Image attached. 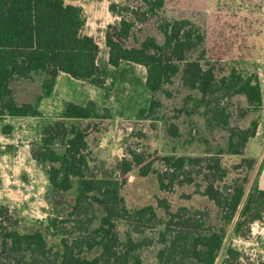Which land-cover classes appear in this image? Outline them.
<instances>
[{
    "label": "trees",
    "instance_id": "1",
    "mask_svg": "<svg viewBox=\"0 0 264 264\" xmlns=\"http://www.w3.org/2000/svg\"><path fill=\"white\" fill-rule=\"evenodd\" d=\"M106 1L108 11L118 19L116 37L133 41V46L124 47L107 34L108 65L116 69L126 63L145 69L144 87L153 96L147 111H156L160 103L155 96L158 93L169 96L165 86L172 85L179 77L182 88L198 94V97L188 95L185 103L192 106L205 125L227 133L224 148L206 151L212 154L209 158L165 156L164 170L159 171L153 169L152 163L145 164L141 154L131 152L125 165L135 166L141 177L154 174L161 191H169L175 185L202 189L198 191L224 211L228 221L240 205L242 187L230 186L223 192L216 185L226 177L221 156H242L255 136L256 120L240 128L231 125V118L236 114L244 120L261 110L262 93L257 76L234 69L218 76L213 68L202 64V55L194 58L193 54L204 42L203 34L190 20L164 19V0ZM85 24L82 9L63 0H0V121L40 117V103L52 95L59 73L102 87L105 78L97 64L99 47L92 37L83 34ZM35 79L40 82L35 99L18 103L13 83ZM234 97L243 98L245 104L235 113L228 101ZM95 118L98 116L93 103L86 106L66 103L61 120L43 128L31 157L44 167L51 190L62 194L72 192L73 201L65 213L47 219L46 230L57 239L55 245L49 244L39 229L20 233L17 219L8 208L0 206V264H130V261L140 264L134 253L141 243L130 237L121 240L116 231L120 219H133L141 227L158 225L164 229L159 234L163 249L157 254L158 264H238L239 254L230 246L223 247L222 235L205 225L199 217L201 212L173 210L164 199L157 202L162 216L150 205L127 208L119 182L97 176L91 167L87 143L90 126H85V122ZM10 131L9 126L2 128L4 134ZM166 132L171 138L180 137L173 124L168 125ZM242 161L251 168L252 160ZM193 167L198 168L196 177L185 172ZM255 196L256 209L250 219H264V191L254 188L241 206L243 221ZM243 223L246 222H236L235 231Z\"/></svg>",
    "mask_w": 264,
    "mask_h": 264
},
{
    "label": "rangeland",
    "instance_id": "2",
    "mask_svg": "<svg viewBox=\"0 0 264 264\" xmlns=\"http://www.w3.org/2000/svg\"><path fill=\"white\" fill-rule=\"evenodd\" d=\"M63 1L82 9L86 20L83 34L92 37L99 47L97 64L105 83L96 87L82 81L60 79L52 100L41 101V116L29 119L24 127L18 126L10 137L1 139L7 145L0 143V206L8 208L10 215L17 219V230L27 233L39 229L49 244H57V239L46 230L47 219L65 213L73 201V193L52 191L44 167L32 159L31 151L38 146L43 128L61 120L66 103L86 106L91 102L98 116L85 122V126H90L87 143L91 151V167L97 176L119 182L120 195L128 209L150 205L162 216L157 202L164 199L173 210L185 208L192 213L201 212L199 217L204 219L205 225L222 235L223 247L230 246L239 254L238 264H264V219H250L255 213L256 196L245 221L240 219V209L247 194L254 188L264 191V0H164L162 11L166 20L187 19L199 27L204 42L193 57L202 55L204 66L213 68L218 76L231 69L244 75H255L260 83L261 110L244 120L236 114L231 118V125L240 128L256 120L255 136L247 143L242 156H221L226 177L216 185L223 192H227L230 186L242 187L240 205L230 214L228 221L225 219L227 214L200 193L202 189L193 185H175L169 191H161L154 174L141 177L135 166L125 165L130 160L129 153L135 152L143 156L145 164L150 162L153 169L163 171L165 156L209 158L212 154H206L207 150L216 152L224 148L227 133L205 125L192 111V106L185 103L188 95L198 97V94L182 88L179 77H176L172 85L165 86L170 95L158 93L155 100L160 103L159 107L154 113L147 111L153 96L144 87L145 69L126 63L116 69L108 65L107 34L124 47L133 46L131 39L122 41L116 37L118 19L108 12L109 3L106 0ZM39 87L38 79L15 81L13 88L17 102L34 100ZM228 101L234 113L238 107L245 106L241 97ZM170 124L177 127L180 137L171 138L167 134ZM242 159L252 160L251 168L248 169ZM197 171L198 168L193 167L185 172L196 177ZM238 221L246 223L235 231L234 225ZM141 226L133 219H120L116 231L122 241L130 237L141 243L134 253L140 264H158L157 254L163 249L159 234L164 229L158 225ZM130 264H134L133 261Z\"/></svg>",
    "mask_w": 264,
    "mask_h": 264
},
{
    "label": "crops",
    "instance_id": "3",
    "mask_svg": "<svg viewBox=\"0 0 264 264\" xmlns=\"http://www.w3.org/2000/svg\"><path fill=\"white\" fill-rule=\"evenodd\" d=\"M107 10H108V6H107ZM60 79L66 80V79H71V78L64 73H59L57 76V80H56L54 89H53V93L49 98H46V99L52 100V98L54 97V94H55L56 86L58 85V82L60 81ZM46 99H43V100H46ZM46 101H48V100H46ZM42 103H44V101ZM40 108H41V106H40ZM29 119L31 120L33 118H6V119L1 120L2 124H0L1 125L0 126V128H1L0 129V143H2V145H7L6 142L3 143V141H5V140L2 141L1 139H3L4 137H7V138L10 137L13 134V131L16 130V128L18 126L22 125V127H24V124H27L29 122L28 121ZM4 126L11 127L10 133L4 134L2 132V128ZM8 145H11V144L9 143Z\"/></svg>",
    "mask_w": 264,
    "mask_h": 264
}]
</instances>
